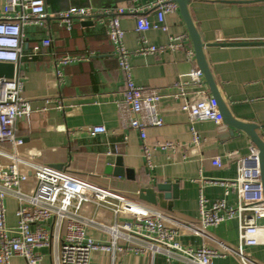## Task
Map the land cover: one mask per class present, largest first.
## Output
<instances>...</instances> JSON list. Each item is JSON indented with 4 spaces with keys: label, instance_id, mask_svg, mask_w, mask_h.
<instances>
[{
    "label": "crops",
    "instance_id": "obj_1",
    "mask_svg": "<svg viewBox=\"0 0 264 264\" xmlns=\"http://www.w3.org/2000/svg\"><path fill=\"white\" fill-rule=\"evenodd\" d=\"M49 16L44 25H30L23 29L25 56L18 65L25 86L24 97L34 109L46 106V99H60L63 111L54 110L48 128L37 134H26L20 126L19 155L53 167L61 166L92 182L109 187L126 195L138 204L161 209L171 218L197 222L200 199L209 206L224 201L228 207L238 205L237 195L229 193L219 184L237 177L236 159L250 155L253 147L250 136L214 122H198L195 127L202 137V144L193 143L189 117L182 110L186 99L196 102L213 97L203 77L204 85L189 84L187 97L175 100L176 84L186 82L195 68V47L178 4L166 14L167 32L155 29L149 32L136 30V16L146 14L151 22L156 14L144 9L155 0H44ZM91 8L96 12L108 11L90 19V23L75 20L70 28L61 24L56 16L71 8ZM5 0H0V15ZM123 37V61L109 40L108 30L117 11ZM134 12V13H130ZM190 13L195 29L205 46V58L216 82L218 93L230 114L240 122L259 127L264 140V0H189ZM221 30L224 42L215 43L216 32ZM52 44L32 57V50L45 40ZM151 47L159 50L152 54ZM194 56H190L191 52ZM131 81L145 91L161 95L159 103L164 124L147 127L146 138L130 126V112L123 101L126 83ZM104 126L106 134L92 136L89 127ZM233 132V133H232ZM235 154L232 156L231 154ZM121 157L128 170L124 177L105 175L107 156ZM220 158L222 167L213 165ZM168 183L178 185V197L173 201L174 211L168 212L139 199L143 185ZM29 185L23 184L27 189ZM7 224L17 223V202L5 198ZM97 221L114 224L113 212L96 206L85 210ZM264 225V221H261ZM219 248L240 245L239 221L231 219L208 229ZM87 236L97 242L109 244L110 235L96 228H89ZM260 245L244 249L257 263L264 264V231L259 235ZM177 242L193 250L200 249L208 239L180 230ZM212 243H210L212 245ZM124 247H128L125 243ZM44 262L50 263L51 251L40 249ZM90 264H184L170 262L164 255L107 253L94 251ZM13 259V264H22ZM215 264H239L235 256L215 259Z\"/></svg>",
    "mask_w": 264,
    "mask_h": 264
},
{
    "label": "built area",
    "instance_id": "obj_2",
    "mask_svg": "<svg viewBox=\"0 0 264 264\" xmlns=\"http://www.w3.org/2000/svg\"><path fill=\"white\" fill-rule=\"evenodd\" d=\"M176 0H155L144 9L146 13L156 14L157 19L151 22L146 14L136 16V30L149 32L160 29L167 32L166 14L172 12ZM117 11L108 30L109 40L123 61V37L125 32L120 27V14ZM131 14L134 12H130ZM108 11L96 12L91 8H71L56 16L61 24L70 28L75 20L85 22ZM49 16L44 0H5V8L0 15V63L13 64V79L0 80V264H13V259H22V264H47L40 249L51 251L48 264H90L94 251L107 253L136 254L150 252L164 255L169 261L184 264H215V259L235 256L239 264H259L244 249L260 245V234L264 231V186L259 160V150L254 146L245 158L236 159L237 177L226 182L211 181L226 188V195L235 193L238 205L231 207L224 201H216L209 206L206 200L200 199V215L198 221L187 222L171 218L161 209L138 204L117 190L100 186L85 179L73 171L37 163L30 158L19 155L21 139L18 138L20 126L26 134L32 135L44 131L51 122L54 110L63 111L65 104L60 99H46L43 108L32 107L24 97L25 86L20 70L17 69L22 59L27 56L23 51V29L30 25H44ZM224 42L221 30L216 32L215 43ZM50 39L43 40L29 54L31 59L51 46ZM159 48L151 47L156 53ZM190 56H194L191 52ZM203 73L195 68L187 76V81L179 80L176 84L175 100L187 97L186 87L190 84L203 86ZM123 94V101L130 112V126L146 138L147 127H158L164 124L159 103L161 95L156 91H145L128 81ZM182 110L189 117L190 133L193 143L200 146L203 142L196 130V123L212 121L222 126L218 102L213 97L206 98L202 94L196 102L187 99ZM104 126L89 127L92 136L106 134ZM235 156V154H231ZM215 167L221 168L220 158L213 161ZM23 184L29 185L27 189ZM10 197L17 202V223L15 227L7 224V208L5 198ZM96 206L111 211L116 220L114 224H106L89 217L85 210ZM231 219L239 221L240 245L229 248L220 243L215 247V239L208 235V229ZM96 228L110 235L109 244L97 242L87 236L89 228ZM180 230L197 234L208 243L200 249H191L177 242ZM213 242V243H212ZM128 243V247H124ZM212 243V245L210 244Z\"/></svg>",
    "mask_w": 264,
    "mask_h": 264
},
{
    "label": "water",
    "instance_id": "obj_3",
    "mask_svg": "<svg viewBox=\"0 0 264 264\" xmlns=\"http://www.w3.org/2000/svg\"><path fill=\"white\" fill-rule=\"evenodd\" d=\"M176 3L179 6L180 13H182L185 23L187 25V29L190 32V36L193 42V47H195V55L197 65L199 69L202 71L205 81L210 87L212 96L217 100L219 110L221 116H223V122L225 125L231 127V129L246 133L250 136L254 147L259 150V160L260 167L262 172V184L264 186V140L260 137L259 127L246 122H240L232 116L225 105L223 99H221L216 82L212 76L209 65L206 62L205 58V46L202 43L198 31L195 29L190 13H188V5L189 0H176ZM90 20H86L84 24L90 23ZM15 67L13 64L9 63H0V80L2 78L5 79H13L15 75ZM233 133V132H232ZM62 169L61 166H59ZM105 175L116 176V177H124L128 170H125L123 167V162L121 157L116 156H107L105 161L104 168ZM178 189L179 186L160 183L159 185H143L139 192V199L147 202L148 204L162 208L165 211L173 212L174 211V203L173 201L178 197Z\"/></svg>",
    "mask_w": 264,
    "mask_h": 264
}]
</instances>
